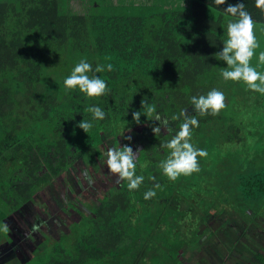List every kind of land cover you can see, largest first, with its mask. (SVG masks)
I'll return each mask as SVG.
<instances>
[{
	"label": "trees",
	"instance_id": "16d2710c",
	"mask_svg": "<svg viewBox=\"0 0 264 264\" xmlns=\"http://www.w3.org/2000/svg\"><path fill=\"white\" fill-rule=\"evenodd\" d=\"M238 3L245 4L256 24H264L255 0H226L224 5L192 0L183 10L123 3L105 7L98 0H0V225L9 226L35 195L52 191L66 170L83 166L99 172L104 130L116 146L127 129L158 127L151 117L141 115L139 124L132 119L134 111H143L144 98L173 130H161L139 153L136 174L145 178L139 189L129 192L127 182L104 178L98 198L83 215L85 229L71 223L65 233H46L27 258L7 264H174L187 240L182 225L189 216L199 211L209 219L218 213V204L199 194L185 193L189 203L176 196L173 186L180 182L196 187L208 180L212 189L231 185L229 202L238 204L236 211L264 210V169H223L216 141L210 144L204 133L225 112L200 116L190 103L192 96L218 89L223 68L215 57L219 38L210 42L218 36L214 26L222 17H209L204 7L228 16L223 10ZM81 59L93 68L114 65L111 72L89 73L105 80L109 95L90 98L64 87ZM162 74L159 90L154 79ZM89 106L102 108L106 118L93 120L86 134L76 125L91 120ZM182 109L196 115L199 127L192 129L191 143L208 155L202 166L198 158L199 172L173 182L159 167L168 155L160 145L179 130L182 120L172 116ZM149 189L156 195L145 200ZM224 213L228 221L234 212ZM7 237L0 231V243Z\"/></svg>",
	"mask_w": 264,
	"mask_h": 264
},
{
	"label": "rangeland",
	"instance_id": "374dc122",
	"mask_svg": "<svg viewBox=\"0 0 264 264\" xmlns=\"http://www.w3.org/2000/svg\"><path fill=\"white\" fill-rule=\"evenodd\" d=\"M104 4L108 5V3ZM149 4L171 8L173 1L157 0L150 1ZM220 24L221 21H218V25L214 26L218 36L213 35L210 42H214V38H220ZM222 49L220 47V51ZM161 79L163 74L154 79V84L159 90ZM161 96L165 97L164 94ZM249 117V114L238 116L226 111L219 122L205 126L204 133L208 134L206 137L208 142L212 144L216 141V153L222 158L223 169L228 171L232 169L233 172L248 171V166L252 170L264 169V129L253 126ZM151 133L152 130L150 132L144 124H139L118 136V145L114 146L108 141L111 133L109 130H104L98 146L102 155L98 161L99 172L92 174L93 172L88 170L94 184L91 187L88 185L81 175L86 168L79 166L66 170L58 179L54 189L47 191L46 195H35L23 208L24 210L9 221L8 237L0 243V264H4L5 259L13 262L16 259L27 258L33 248L38 247L40 238L46 233H51L55 237L58 231L65 233L71 223H79L85 229L87 220L83 215L98 198L104 185L103 179L113 182L118 180V177L111 174L107 168V150L111 147L119 148L127 145L132 147L133 152L137 149L142 151L154 138L155 135ZM128 136H131L130 141L125 138ZM212 152L213 158L217 159V154ZM203 158L200 166L204 164ZM204 175L202 173L199 178H204ZM216 184L218 183L214 185ZM227 187L221 185L212 189L208 180L206 182L199 180L196 187L195 184L191 187L182 182L173 186V193L188 203L189 198H185V193L191 191L193 194H199L203 199L208 198V201L218 204L216 208L218 213L211 218L203 219L204 216L198 211L191 214L182 225L187 240L183 242L181 252L176 254L179 259L174 264H264L257 257V254L264 257V210L258 213L248 208L244 209V213L236 211L238 204H230L231 193ZM226 210L234 212L228 217V221L224 213ZM33 224H42L38 233L31 232Z\"/></svg>",
	"mask_w": 264,
	"mask_h": 264
},
{
	"label": "clouds",
	"instance_id": "9594fccd",
	"mask_svg": "<svg viewBox=\"0 0 264 264\" xmlns=\"http://www.w3.org/2000/svg\"><path fill=\"white\" fill-rule=\"evenodd\" d=\"M216 5H224L226 0H214ZM255 6L264 12V0H255ZM224 13L230 15L233 19H229L226 24V40L223 43L222 51L216 53L215 57L227 64V68H221L220 75L225 81L243 82L247 88L253 92H258L264 95V72H260L256 67L251 65V60L256 53V49L260 44L256 37V25L251 14L245 10L244 3L236 5L229 4L223 10ZM264 31V29H261ZM259 64H264V51L259 52ZM114 70L112 63L97 64L93 68L92 64L86 59H81L72 69L71 74L63 81L64 87L67 90L78 89L85 96L102 97L110 94V89L105 80L99 76L89 73H101L104 71L111 72ZM224 93L212 89L206 95L192 96L190 103L194 108L195 113L200 116L212 115L216 116L226 107ZM141 109L143 111H134L132 119L136 124L140 123L141 115L147 118L151 117L153 121L159 122V127H153L152 132L156 136L160 134L161 129H166L169 134L172 129L169 126L167 118H162L155 105L146 103L145 98L141 101ZM86 111L91 114V120L83 119L76 127L82 129L86 134L93 128V120H104L106 112L98 106H89ZM172 120H182L179 125V130L171 136V139L162 143L160 147L168 150V155L159 163L163 174L170 180L175 182L181 176H189L199 172V159L207 157L208 153L204 149H198L191 143L192 129L199 127V121L196 115L187 114V109H182L179 115H173ZM129 141L131 136L125 137ZM137 149L133 152L132 147H111L107 150V168L111 174L118 177V182H127L129 192L139 189L144 181L143 175L136 174L138 153ZM82 177L91 187L94 184L92 176L88 170L81 172ZM154 180L155 177H149ZM155 188L160 185L156 184ZM156 191L149 189L144 193V199L149 200L155 197ZM42 224H33L32 233H38L41 230ZM0 231L9 233L10 228L7 224L0 225Z\"/></svg>",
	"mask_w": 264,
	"mask_h": 264
},
{
	"label": "crops",
	"instance_id": "0c3cea01",
	"mask_svg": "<svg viewBox=\"0 0 264 264\" xmlns=\"http://www.w3.org/2000/svg\"><path fill=\"white\" fill-rule=\"evenodd\" d=\"M133 1L135 3H132ZM150 1H157V0H98L100 6L108 5L114 6L117 3H123L126 6H155L157 8L161 7L160 5H150ZM173 4L171 6L172 10L175 9H187L190 7L192 0H172ZM104 2V3H103ZM103 3V4H102ZM148 3V4H147ZM206 10V14L211 18H221V24L219 27L220 30V38L218 39L219 45L223 48V43L226 40V24L229 19H233L231 16H221L215 10L208 8L207 6L204 7ZM260 16H264V12H259ZM256 37L260 44V47L256 49V53L251 60V65L256 67L258 71L264 72V64H259L258 56L260 51H264V24H256ZM223 68H227V64L221 61ZM219 83V87L217 90L224 93L225 96V104L226 107L222 109V112L228 111L229 113H234L239 116V114H249V121L253 122V126H257L258 128L264 129V95L253 92L247 88V86L243 82H233V81H225L221 75L217 77V81ZM252 116V117H251ZM4 264H7L9 261L6 259L4 260Z\"/></svg>",
	"mask_w": 264,
	"mask_h": 264
}]
</instances>
